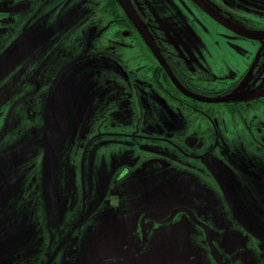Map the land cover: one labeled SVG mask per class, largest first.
<instances>
[{"label":"flooded vegetation","instance_id":"af4514ba","mask_svg":"<svg viewBox=\"0 0 264 264\" xmlns=\"http://www.w3.org/2000/svg\"><path fill=\"white\" fill-rule=\"evenodd\" d=\"M41 1L0 0V34L6 21L15 30L3 52L19 40L30 51L0 80V264H264V26L216 0H186L228 44L258 46L224 73L184 53L153 0H65V21L40 37ZM20 4L35 9L18 19L4 9ZM92 36L101 40L86 60ZM65 44L71 63L55 65ZM107 48L126 53L131 81L125 70L87 73ZM203 118L205 131H187ZM231 118L261 139L247 142L251 128ZM40 211L50 240L31 260Z\"/></svg>","mask_w":264,"mask_h":264},{"label":"rangeland","instance_id":"374dc122","mask_svg":"<svg viewBox=\"0 0 264 264\" xmlns=\"http://www.w3.org/2000/svg\"><path fill=\"white\" fill-rule=\"evenodd\" d=\"M41 1V0H40ZM62 1L65 0H50L49 5L45 6L43 10H39V16L37 18L39 19V26L41 28L36 29V34L41 36H44L46 32L50 29H56L58 26H60L61 23H63L65 20H63L67 16V12L60 11L59 12V4L62 3ZM155 5L158 7V14L159 16L168 18L169 21V27L171 31L168 33L171 37H174L179 40V43L182 47H186L184 49L185 54H189L192 56V58L195 60L196 63H201L202 61H207V64H213L214 66H222L224 73H229L231 70L234 69L233 66H245L248 63H251L253 59L256 58L258 52V46L255 45L252 41H245L240 40L236 42L235 44H228L222 37L224 36L222 34V28L221 26L212 23L209 19L205 18L200 11H198L195 7H193L190 3H188L186 0L184 1V4L186 5L183 8L177 5V3H174L171 0H153ZM217 6L219 7V11L226 12V14L235 15V13L238 16L253 19L254 21L261 23V26H264V0H216ZM39 5H42V1L39 2ZM51 7H56V11L58 10L56 16L48 18V12L50 11ZM32 10L35 9V7L32 5L30 6ZM27 5L20 4L17 6L13 5H4V9L8 10L9 13L12 14V12H15L16 19L20 17H26L28 15V11L30 9ZM6 10V12H7ZM35 18L32 21H35ZM230 20L234 21L237 25H239L238 22L235 20L229 18ZM62 20V21H61ZM55 21L57 22L55 24ZM61 21V22H58ZM5 26L9 27L7 29L8 32H1L0 34V57L6 52H3L7 47L8 44L12 41L11 37H6L5 35L9 33V35H14V27L6 21ZM71 26V22L67 24L66 28L63 29L59 36L65 37L63 34L67 31V29ZM94 29V28H92ZM92 29H83L81 31L82 35L83 33L88 30L92 31ZM80 33L79 34H72L70 35L74 41L80 42L83 46H85V39ZM86 37H88V34H86ZM94 38V36H92ZM64 40V38H63ZM101 40V36L96 37L94 39H91L90 44L87 46V50L89 54L86 57V60L92 59L90 54L91 52H95V46L99 43ZM109 46V43H108ZM107 46V47H108ZM71 47L69 44H65L63 48H61V51L54 55L55 65H61L65 62L69 63L68 66L71 63V60L73 58V54H71ZM80 50L77 51L76 55H78L75 60H82L84 56V52L80 53ZM136 50V49H133ZM121 54H126L124 51L121 50H115L114 52H111L106 49V52L104 55V61L102 59V63L105 64L103 66L101 65H92V66H86L89 71L87 73H90V75H93L97 71L106 72L109 75H114L116 78H121L119 73H123L125 70L128 74V81H131V72L132 70L128 69L125 66H121V60L119 59V56ZM101 59V58H96ZM123 60H125L124 57H122ZM210 63V64H209ZM80 66V67H79ZM77 68L82 69L79 65ZM124 68V69H123ZM78 69V70H79ZM217 70V68H216ZM75 75V73L73 74ZM122 79V78H121ZM121 84V83H119ZM264 84V82H263ZM123 86V82L121 84ZM264 88V86H262ZM150 106V104H149ZM151 107V106H150ZM213 113H215L213 111ZM160 114V113H159ZM217 117L222 118L221 111L220 114L215 113ZM162 116V115H161ZM188 120V119H187ZM162 121L165 125H168L169 123L165 122L164 116H162ZM189 123L185 128H187L188 132H192L193 130H197L200 126L203 128V131H205V127L207 126V119L203 118V120H195L191 119L188 120ZM231 121L233 124L239 125L241 130L240 132H243V129L245 127L251 128V121L247 120L245 123L243 121H240L239 119H236V121H233L231 118ZM229 122V121H227ZM227 127H233V125L226 124ZM236 127V126H235ZM258 126L252 125L251 130H248L251 132V135L249 138L250 140H247V142L254 143L255 139L258 140V137L261 139V135H259ZM237 128V127H236ZM264 136H262L263 138ZM44 211H40L39 217L36 218L37 224L35 221H29V224H33L36 227L37 234L32 238V242L28 244V247L31 251H34V256L31 258V260L37 259L39 260V245H42L43 248H46L48 241L50 240V233H46V230L48 228H51L50 225L47 223H44L46 216L43 214ZM44 215V216H43ZM48 220L50 221V214L48 213ZM36 224V225H35ZM39 231H42V237L39 236ZM43 239V241L41 240Z\"/></svg>","mask_w":264,"mask_h":264},{"label":"water","instance_id":"95a60500","mask_svg":"<svg viewBox=\"0 0 264 264\" xmlns=\"http://www.w3.org/2000/svg\"><path fill=\"white\" fill-rule=\"evenodd\" d=\"M29 38V32L25 34L24 37ZM29 45V44H28ZM39 45V41L37 44H32L30 45V49L32 48H35ZM30 51L27 50L26 53H23V49L21 48V41H17L16 43H14L9 49L8 51H6L1 57H0V80L3 78V76L13 70L15 67H17L16 65L19 64L22 59H24L28 54H29ZM13 85H11L10 87H8L5 91V94H7V92H9V89L12 88ZM2 95V94H1ZM4 95V94H3ZM2 95V96H3ZM2 96L0 97V101H1V98ZM52 128L50 127L49 130H51ZM47 154H49L51 156L52 154V150H50V152H47ZM49 167L48 166V162L45 161V174L46 176L49 174ZM48 169V171H47ZM48 180V178H47ZM52 196V195H51ZM89 243V242H88ZM89 245H91L89 243ZM88 245V246H89ZM4 251V250H3Z\"/></svg>","mask_w":264,"mask_h":264}]
</instances>
